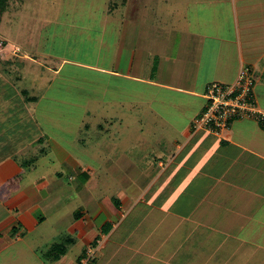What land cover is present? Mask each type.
<instances>
[{
	"label": "crops",
	"instance_id": "obj_1",
	"mask_svg": "<svg viewBox=\"0 0 264 264\" xmlns=\"http://www.w3.org/2000/svg\"><path fill=\"white\" fill-rule=\"evenodd\" d=\"M153 1L160 3L157 4L156 24L161 32L170 35V32L177 30L180 33L178 42L181 36L183 42L190 41L186 56L182 55L194 60L190 68L184 66L183 62L173 63L178 75L170 74L165 67L163 72H156L152 79H145L131 74V66H124L128 70L122 72L113 69L114 62L108 69L101 67L99 61L96 66L62 58L58 67L52 70L53 75H59L64 63L70 62L86 70H96L101 75L141 83L167 94L163 98L156 96L158 99L154 97L149 101L151 104L147 103V114L141 117L147 116L146 126L138 127L131 121H135V115L122 113L124 107L130 108L133 101H108L115 108V113L101 114V122L96 126L98 137L92 136L89 131L86 137L84 135L88 142L84 140L81 144L77 140L85 148L99 138V156L94 163L98 161L101 164L105 175L99 182L93 175L91 159L82 166L73 161L71 165H75L77 182L75 194L70 199L78 200L80 205L72 213L73 221L68 217L65 219L71 225L67 230L72 238L66 237L57 244H49L44 251L36 246L27 250L30 248L27 245V249L21 245L15 248V244L45 220L46 212L43 209L46 203L60 197L57 188L47 189V185L54 176H60V172L52 167L43 173L44 178L28 182L26 176L37 170L35 164L40 157L46 158L53 151L66 153L54 138L49 139L47 152L42 149L34 166L22 172L17 160L6 156L12 152L4 140V134L5 131L10 132L9 127L13 124L17 134L15 144L25 148L28 143L24 140L28 137L31 145L39 144L40 138L42 141L48 138L36 132L37 119L30 106L36 107L51 87L52 80L50 83V77L44 76L51 68L42 69L39 66L41 69L36 71L34 67L23 66L22 63L11 66L10 61L0 59V203L6 211V216L0 218V264H264L263 125L250 119L236 120L218 136L192 128L194 119L205 108L203 94L207 84L232 83L243 66L252 71L254 89L257 88V93L253 91L254 97L259 109L264 112V103L259 101L264 98V0ZM112 3V0H106V8L101 14L103 24L96 31V36L97 39L104 38L106 45L110 39L115 41V50L111 52L113 58L122 43L120 47L123 49L119 48V53L124 56L120 58L121 65H124V54L133 51L134 57L135 50H125L123 41L130 31L131 41L136 42L137 26L141 19H145L147 5L146 0H115ZM94 4L95 0H90L91 8ZM33 7H37L34 11L40 7L43 10L41 3L7 0L1 26L17 15L19 20L15 28L17 31L19 29L18 32L28 24L36 25L33 31L42 23L47 26L52 24L54 30L49 38L52 40L61 33V41L64 40V33L68 35L76 27L82 33L86 28L74 18L59 21L61 17L69 15L57 16L53 13L51 19H44L40 11H32ZM148 8L151 9L147 10L149 13L155 9L150 5ZM93 12H89L86 21ZM132 21L133 25L137 24L136 29L132 28ZM152 34L150 38L155 37ZM16 46L21 49L19 45ZM21 51L26 58L19 59L33 64L38 62L36 57H41L36 52H30L33 53L30 57L27 52ZM44 56L45 59L53 57L49 54ZM11 70L14 83L10 82ZM176 77L180 79L177 84L173 82ZM26 78H29V85L22 82ZM13 87H22L20 91L28 92L29 89L31 93L37 90L43 93L38 96L29 94L36 98L30 103L16 99L17 107L23 108L14 111L12 106L16 105L4 95L5 90H13ZM20 91H15L16 95H21ZM140 103L138 100L135 105ZM101 104H104L103 101ZM185 105H190L191 110L182 121H169L166 119L168 114H161L158 110L173 108L176 111ZM22 111V117L15 114ZM28 120L30 125H25ZM80 125L82 133L89 130V124ZM144 144L152 147L149 162L156 166L146 165L145 170L138 173L137 182H126V188L111 192L107 181L115 178L109 172L114 168L113 163L106 167V162L113 160L114 156L120 158L123 155L133 161V157L130 158L131 150ZM17 152L23 154L18 149ZM63 166L67 170L71 167ZM23 177L26 179L24 185L20 182ZM137 183H140L138 188L135 186ZM93 185L99 186V193H91ZM5 189L10 192L8 196L2 193ZM93 203L91 212L90 205ZM138 207L143 209L142 212L138 211ZM50 215V218L56 216L54 213ZM144 218H148L146 230H143ZM13 228L15 231L12 234ZM143 231L144 235H141ZM76 243L79 250L71 255ZM58 245H63V251L57 250ZM31 254L36 262L30 263L28 256Z\"/></svg>",
	"mask_w": 264,
	"mask_h": 264
},
{
	"label": "rangeland",
	"instance_id": "obj_2",
	"mask_svg": "<svg viewBox=\"0 0 264 264\" xmlns=\"http://www.w3.org/2000/svg\"><path fill=\"white\" fill-rule=\"evenodd\" d=\"M26 1L32 2L34 4L41 3L43 5V10L40 7L39 10L34 11L37 7H33L32 11H40V16L44 19H51L53 13L57 16L69 15V17H61L59 21H68L74 18L79 24H84L83 28L86 27L82 33H80L78 27H76L75 30L68 35L64 33V40L61 41V33L54 36L52 40L49 38V35L53 33L54 30L52 24L50 26H47L45 23H42L40 26H37L38 28L36 31H33L36 29V25L34 26V24H28L26 27H21L22 30L18 32L19 29L17 31L15 28V26H17L16 21L19 20L17 15L14 19H8L9 21H7L6 24L0 26V40L3 41V45L6 46L5 50H0V54L2 52H4V54L6 53L7 55H5V58H8L9 53H11L13 48L17 47L16 45H19L21 49L27 52L30 57L33 55V53L30 52H36L38 53V55L41 54V57H36L35 59L38 61L35 62L37 65L26 60L13 59L9 63L11 64V66H16L15 63H22L23 66H28L31 68L34 67V69L36 68V71H39V69H41L40 67H42V69L43 67L51 68L50 72L44 75L50 77V83L52 80L51 87H49V89L45 92V97L43 96L42 100L36 105V107L27 105L30 106L31 109H33L32 113L35 114V118L37 119L36 129L39 132H36L38 134L43 133V135H47L48 138H44L43 141L39 144L31 145V139L28 137L24 140L27 141L26 143H28V145H26L28 147L25 148L22 146H17L15 144V138L17 134L13 129V124L9 127L8 123V127L11 132H9L10 135L8 132L6 133V131L4 134V140L8 143L9 149L12 152L10 155L6 156H9V158H11L12 160L18 161L22 157V161H25L27 156H36L42 149L43 151H45L49 148L48 146H50V141L48 140L52 138L57 141V144L60 145L63 151L68 155L66 159H63L66 154L59 153L55 150L57 153L53 151L52 153L47 154L46 158L40 157L35 164L37 170H34L31 174H29L30 172L27 174L26 177H28V180L23 177L20 181L22 185H24L25 180L28 182L37 179L39 180L40 178L42 179L44 178L42 176L43 173L48 172L52 167L56 168V170H59L60 172V176H54L52 181L50 180L51 182L47 185V189L54 190L55 188H57L56 190H58V194H60V197L52 198L48 201V203H46V207L43 209L46 212L45 220L35 230L25 234V237L20 243L15 244V248L21 245L24 249H27V246H30V248H28L27 250H32L33 248H35L33 246H36V248L38 247L41 251H44L49 244L55 242L57 244V242L59 243L60 241H63V238L66 237H68L69 239L72 238V235H70L68 233L69 231L67 230V228H69V226L71 225L68 220L65 219H67L68 217L69 220L73 221L72 213L75 208L80 205V202L78 200L70 199L75 194L74 188L76 187L75 184L77 182V178L74 176L76 174V169L74 168L75 165H71L73 164V161L75 160L82 166L84 164L87 165V160L91 159L93 164V166L91 165V169L94 170L93 175L97 179H99V182L104 178V168L102 169L101 164L97 163L98 161L94 163V161L98 160L99 156V138L96 140L93 139L94 141H92L90 145L88 144L85 148H83L78 143L81 142L82 144V141L84 142V140L88 142L85 137L87 136L86 134L89 131L91 132L92 136L98 137V134L96 133V126L101 122L100 117H102V115L105 116V114L115 113V108L110 106L108 104V101H133V104H130V108L126 106L124 107L122 113L129 114L130 112V114L135 115V121H133L132 119L131 121L133 122V125H136L138 127L146 126L147 116H143L144 118L141 117L142 115L147 114L145 113V109L148 107L147 103L151 104L149 103V101L153 100L154 97L157 98L158 96H162L163 98L167 94L166 91L149 88L141 83L132 82L129 80L121 79L119 77H111L108 74L101 75L96 70H86L70 62L64 63L63 70H60V72H58L59 75H53V68L56 69L58 67L59 63L62 61V58L89 65L96 64V66L97 61H99L101 67L103 66L104 68L108 69L111 68V63L114 62V70L127 72L126 70L128 69L126 68H129L128 66H131V74L144 77L145 79H152L155 76L156 72H163V69L165 67L169 70L170 74L173 73L178 75L172 65L173 63L175 65L179 62H183L184 66L186 65L190 68L194 60H190L182 56L183 54L184 56H186L185 53L189 49L190 41L183 42L181 36L180 42H178V34L180 35V33H178L177 30H175L176 32H170V35L163 34L160 30V27L157 26L156 23L158 22V19L156 18L159 10L157 4L159 5V2L146 0L147 7L145 8L144 12L145 19H141L138 26L136 23L133 25V21L131 22L132 28H134L136 25L137 30H139V32H137L138 38L136 39V42L131 41V33L130 31H128L127 36H125V42L123 41L122 46L125 47V50H135L134 57H132L133 51H130V53H125L124 65H121L120 58L124 56H120L121 54L119 53V50L123 49V47H120L122 43L119 44L120 49H117L115 54L116 56H114L113 58L111 56V52L115 50V41L113 39H110L107 41L106 45L104 38L97 39L96 36V31L98 30V28L102 27L103 24V17L101 14L106 8V0H95L93 8L90 7V0ZM112 2L114 3L115 0H112ZM168 3H170V0L168 1ZM149 5L155 7L154 11L150 13L149 11H151V9L148 8ZM92 10H94V12L90 18L91 20L89 19L88 21H86V17ZM71 11H73V13ZM38 24L39 22L37 23V25ZM128 33H130V35H128ZM150 33H153L152 36L155 37L150 38ZM191 44L194 45L195 42H191ZM45 54L52 55L53 57L45 59ZM181 56L183 58H180ZM131 59L133 60L130 61ZM126 65L127 67L125 68L124 66ZM12 76L13 75L11 70L10 82L14 83ZM178 80L180 79L176 77L173 82L177 84ZM24 81L26 85H29V78L24 79L22 82ZM15 84L16 86H19V84ZM21 89H14L13 87V90L7 89L4 91V95L6 94L8 98H11L13 104L16 105V107L12 106V109H14V111H16V109L23 108L22 106L21 108L17 107L18 104L16 102V99H24L23 94L20 91ZM255 89L257 90V88ZM17 90L20 91L21 95H19V93H17L16 95ZM27 90L28 92L25 91L26 94L29 93L32 96H38L43 93V91L40 90L34 91L33 93H31L29 89ZM255 92L257 93V91ZM171 95H173V93ZM28 96L30 97V95ZM99 100L100 103L98 102ZM138 100L141 103L139 105H135V102ZM102 101L104 104H101ZM259 101L264 103V98L259 99ZM153 107H155V105H153ZM158 110L161 114L163 112L165 114H168L166 115V119L174 122L175 120L182 121L183 117L189 115L191 106H180L176 111H174L173 108H165L164 111L162 109ZM15 114H21L22 117L24 112L22 111ZM29 121L30 120H28L27 122H23H25V125H30ZM82 123L89 124V130L86 132L84 131L85 134L84 132L82 133V129L79 127ZM22 130L26 132L25 129ZM73 142H76V144H74ZM17 149L23 152V154L18 153ZM151 149L152 147L150 148L148 145L146 146V144L139 145L138 148H134L133 150H131L132 155L130 156V158L133 157V161L128 160L123 155L120 158H116L114 156L113 160L110 159V161L106 162V167L113 163L112 167L114 169L109 172L110 175L115 177V180L112 178L107 181L108 189L110 188L111 192L113 193L114 191L118 190V188L124 189L126 188V182L131 183L138 181V173L141 170L144 171L146 165H148V167H155L156 164H151L149 162L150 153L153 152L151 151ZM63 164L71 166L70 169H65ZM56 166H58V168ZM117 181L119 185L116 186ZM139 181L142 180L139 179ZM121 185H123L124 187H122ZM139 185L140 183H137V185L135 186L138 188L140 187ZM130 186L132 185L130 184ZM98 191L99 186L93 185L91 193H99ZM2 193L8 196L10 192L6 190ZM52 194L53 193H51L50 195ZM54 197H56V195ZM91 206L93 207L94 203L91 204L90 207ZM93 209L90 211L92 212ZM137 209L138 211L141 210V212L143 210L141 207H138ZM5 212L6 211L1 207L0 203V218L3 219L6 216ZM49 213H54V215L56 216L50 218L52 215H50ZM55 213H57L58 215ZM59 215H61V217ZM137 216H140V214ZM137 216H135V218ZM147 221L148 218L147 220L146 218L143 219V230H146L147 228ZM59 228L60 230H58ZM144 232L145 231H143L141 235H144ZM78 245L79 244L76 243L72 247L71 255L78 252ZM118 250L119 249H117V251ZM13 251L9 253H12ZM118 253H120V251ZM28 257H30V263L36 262V259L32 254Z\"/></svg>",
	"mask_w": 264,
	"mask_h": 264
},
{
	"label": "built area",
	"instance_id": "obj_3",
	"mask_svg": "<svg viewBox=\"0 0 264 264\" xmlns=\"http://www.w3.org/2000/svg\"><path fill=\"white\" fill-rule=\"evenodd\" d=\"M5 47L0 41V50ZM19 52L15 47L9 56ZM0 55L5 57L7 54L2 52ZM254 83L251 69L243 66L232 83L208 84L203 94L205 108L193 121L192 128L218 136L236 120L250 119L264 126V112L259 109L253 93Z\"/></svg>",
	"mask_w": 264,
	"mask_h": 264
},
{
	"label": "trees",
	"instance_id": "obj_4",
	"mask_svg": "<svg viewBox=\"0 0 264 264\" xmlns=\"http://www.w3.org/2000/svg\"><path fill=\"white\" fill-rule=\"evenodd\" d=\"M6 5H7V0H0V26H1V19H2V14H3V12H4V10H5V8H6ZM3 44H4V42L3 41H1ZM19 50H20V52L18 53V54H12L11 55V57H8V58H5V57H3L2 55H0V59L1 60H3V61H11V60H13V59H19V58H21V57H23L24 56V54H23V52L21 51V49L19 48ZM24 58V57H23ZM210 84V83H209ZM229 84V83H228ZM208 85V84H207ZM206 88V87H205ZM26 90H24V91H21V93L23 94V97H24V100H25V102H27V103H30V102H34V101H36V98H34V97H29L28 95H29V93H27L26 94V92H25ZM200 117V115L198 116V117H196V118H199ZM195 118V119H196ZM194 119V120H195ZM193 125V124H192ZM230 127V126H229ZM264 127V126H263ZM39 143H41L42 142V140H41V138L39 139V141H38ZM39 155H40V153H38L36 156H31V157H28L27 156V158L25 159V161H22V157L17 161L18 162V164L20 165V167H21V169H22V172H26V171H29L33 166H34V163L36 162V160H37V158L39 157ZM14 231H15V228H13L12 230H11V233L13 234L14 233ZM104 232H108V230H105ZM62 247H63V245H58V248L59 249H57V250H61V251H63L62 250Z\"/></svg>",
	"mask_w": 264,
	"mask_h": 264
}]
</instances>
